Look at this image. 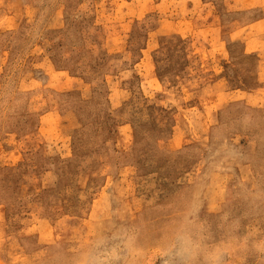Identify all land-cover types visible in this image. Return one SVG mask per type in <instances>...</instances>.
Listing matches in <instances>:
<instances>
[{
  "label": "rangeland",
  "instance_id": "1",
  "mask_svg": "<svg viewBox=\"0 0 264 264\" xmlns=\"http://www.w3.org/2000/svg\"><path fill=\"white\" fill-rule=\"evenodd\" d=\"M188 198L264 227V0H0V264H161Z\"/></svg>",
  "mask_w": 264,
  "mask_h": 264
},
{
  "label": "clouds",
  "instance_id": "2",
  "mask_svg": "<svg viewBox=\"0 0 264 264\" xmlns=\"http://www.w3.org/2000/svg\"><path fill=\"white\" fill-rule=\"evenodd\" d=\"M254 215L252 210L240 215L225 210L210 219L197 199L188 198L154 241V255L161 264H248L250 258L264 264V227L251 223ZM140 231L138 226L125 228L119 244L103 253L104 260L97 264H141ZM80 264H93L90 252L83 254Z\"/></svg>",
  "mask_w": 264,
  "mask_h": 264
}]
</instances>
